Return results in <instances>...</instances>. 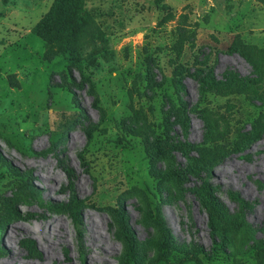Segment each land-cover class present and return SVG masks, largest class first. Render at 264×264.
I'll return each mask as SVG.
<instances>
[{
  "label": "rangeland",
  "instance_id": "obj_1",
  "mask_svg": "<svg viewBox=\"0 0 264 264\" xmlns=\"http://www.w3.org/2000/svg\"><path fill=\"white\" fill-rule=\"evenodd\" d=\"M51 1L0 2V264H122L125 234L135 264H254L264 244V4L85 0L93 33L70 54L30 32ZM201 112L222 128L220 156L193 175L194 149L159 146H211ZM204 183L225 236L209 231ZM51 218L66 237L55 247L41 236Z\"/></svg>",
  "mask_w": 264,
  "mask_h": 264
},
{
  "label": "trees",
  "instance_id": "obj_2",
  "mask_svg": "<svg viewBox=\"0 0 264 264\" xmlns=\"http://www.w3.org/2000/svg\"><path fill=\"white\" fill-rule=\"evenodd\" d=\"M264 4V0H256ZM5 4L7 0H0ZM85 0H52L48 9L40 16V18L31 26L30 32L41 39L45 44H56L59 49L65 53L72 54L76 50V46L86 35L93 33V19L89 11L85 8ZM154 3L162 10L169 9V6L163 0H154ZM239 51V50H238ZM250 63H254L252 58L246 53L239 51ZM178 73L173 70V87L177 91H182L183 85ZM211 77L212 74L208 73ZM203 78L198 79L199 83L203 84ZM232 85V82L230 83ZM180 108L185 110V103L179 98ZM177 115V114H176ZM203 123L204 133L203 137L206 143L211 144L194 146L188 142H174L159 146L161 153L180 151L185 152L187 149H194L196 156L188 158L187 170L189 173L196 175L201 169H208L214 166L220 156V151L217 146V141L221 138L222 128L215 120L210 119L205 112L200 113ZM264 117V115H263ZM258 126L253 127L252 131L248 132L247 138L253 139L256 137ZM201 205L204 207L207 214V225L211 234H217L222 237L225 236V230L222 226L224 215L220 206L216 202L214 196L210 193L208 185L203 184V194H198ZM80 202L76 198L70 201L71 211L79 206ZM127 239V256L122 264L134 263V253L132 251V242L130 234H125ZM254 251V264H264V244L256 242ZM135 264V263H134ZM234 264H243L236 262Z\"/></svg>",
  "mask_w": 264,
  "mask_h": 264
},
{
  "label": "bare ground",
  "instance_id": "obj_3",
  "mask_svg": "<svg viewBox=\"0 0 264 264\" xmlns=\"http://www.w3.org/2000/svg\"><path fill=\"white\" fill-rule=\"evenodd\" d=\"M62 156L60 157V160H61V162L64 164V163H66L67 162V156H66V152L64 151V153L62 152ZM71 176H73V175H71ZM69 177L70 178V180H69V182H70V184L72 185V187L74 186H76L77 188H78V185H77V183L75 182V178H72V177ZM82 218V217H81ZM82 221V220H81ZM126 221V220H125ZM46 222V221H45ZM82 223V222H81ZM44 226V228H42L43 230H41L42 231V234H41V236H42V238L45 240V241H47V243H49V244H51V246H53V247H55V245L56 244H58V243H60V242H62V241H65V239H66V237L65 236H63V235H61V234H59V232H58V229H57V223L54 221V220H52V218L50 219V220H48L46 223H45V225H43ZM10 231H9V233H10V235H12L11 233H12V231H13V227H14V224H11L10 226ZM83 228H84V230H83V232L81 233V232H79V233H81L82 235H83V240L85 241L86 240V238H89V233H87L86 232V229L88 228V225H87V223L84 221L83 222ZM82 229V228H81ZM60 231V230H59ZM18 232V231H17ZM8 234V233H7ZM81 238V237H80ZM43 241V240H42ZM86 242V241H85ZM85 245V244H84ZM52 249V248H51ZM11 254V253H10ZM5 261V260H4ZM15 260L13 259V257H12V261H10L9 262V264H15V262H14ZM2 263H3V261H2ZM5 263V262H4ZM43 263V262H42Z\"/></svg>",
  "mask_w": 264,
  "mask_h": 264
}]
</instances>
